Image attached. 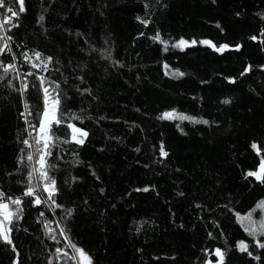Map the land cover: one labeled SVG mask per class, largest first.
Instances as JSON below:
<instances>
[{"label":"trees","instance_id":"16d2710c","mask_svg":"<svg viewBox=\"0 0 264 264\" xmlns=\"http://www.w3.org/2000/svg\"><path fill=\"white\" fill-rule=\"evenodd\" d=\"M24 7L18 18L0 8L13 37L0 62L16 65L0 80V191L25 201L12 234L16 251L0 242V264H76L70 243L93 264H217L216 248L226 252L224 264H264V249L236 215L264 201V183L245 179L264 160V0H25ZM157 32L167 51L152 39ZM181 37L197 43L172 47ZM201 40L229 49L218 52ZM34 51L53 57L48 71ZM176 70L184 75L173 76ZM40 76L53 95L52 81L66 94V122L88 132L82 146L66 144L70 130L54 126L60 139L48 159L56 164L62 208L33 206V198L23 197L31 166L18 165V157L22 147L35 146L20 142L31 141L21 113L26 101L33 115H25L37 123ZM25 82L29 91L21 97L15 89ZM173 109L209 124L183 121L181 131L178 120L157 119ZM143 188L149 191H136ZM253 216L259 219V210ZM46 221L59 242L50 239ZM240 240L252 256L237 249Z\"/></svg>","mask_w":264,"mask_h":264},{"label":"snow or ice","instance_id":"6c2138e0","mask_svg":"<svg viewBox=\"0 0 264 264\" xmlns=\"http://www.w3.org/2000/svg\"><path fill=\"white\" fill-rule=\"evenodd\" d=\"M215 2V0H213ZM25 0H0V8H6L7 13L11 14V17H17L20 13L25 12L24 7ZM18 4V7L16 5ZM239 15V13H237ZM261 15V14H258ZM10 17L5 16V18L0 21V41H2V46H0V55H2L5 51L11 52V47L9 42L13 40V37L8 34V32L11 31V28L5 29V24L8 22ZM45 17L44 15L39 16V21H44ZM138 20H140L141 23H144L147 25V21L143 20L140 17H137ZM261 19L264 20V15H261ZM12 27H18V24H13ZM219 27V25H217ZM77 35H81L80 33H77ZM143 35V33H141ZM261 35H264V30H262ZM154 41H159L160 43L165 45V51H167V42L161 39L160 33L157 32L154 37H152ZM249 39L256 40V36L249 37ZM197 41L192 40L189 42L188 40H185L183 37H181L178 41H176L174 44H172V47L179 48L180 50H184L186 47H191L195 45ZM199 43L208 45L214 50L218 52H223L227 49H229V45L223 44L219 47H216L211 41L209 40H201ZM239 45L236 46V50H239ZM93 51H102L106 52L107 49L104 50H97L93 48ZM34 55L36 57L37 61H41L43 64V71H48V65L53 63V57L48 56L46 58H42V53L38 51H34ZM103 58L109 59V56H104ZM24 61L28 63L30 61V57L25 53L24 54ZM56 63H59V61H56ZM115 64L119 65V61H116ZM31 66L33 68H39L41 67V64L32 63ZM122 66V65H119ZM165 68L168 66L165 65ZM251 66H249L250 68ZM0 68H2L3 75H0V80H4L5 77L8 76V74L12 71L16 70V65L14 63H7L4 64L3 62H0ZM249 68L245 69V72L249 70ZM168 74V73H166ZM244 73H241L243 75ZM27 76H32L34 73L28 72L26 73ZM173 76H183L184 73L180 72L179 70H176L172 72ZM20 78L19 72H17V79ZM81 82H83V77H79ZM39 80V88L42 89L43 92V108L42 110L38 109L35 112V115L38 117L37 123H32L27 119V116L33 115L32 111H29V104L25 101L24 102V109L25 112H27V116L25 115V112L21 113V116L25 118V122L28 125L27 128H25V131L28 132V136L31 137V141L28 138L23 139L20 141L26 148L32 149L35 146V151H25V148L20 149L21 155L18 157V165H24L25 167L31 166V171L27 173V184L23 191V197H30L33 198L31 200V203L33 206H40V205H46L49 208H62L63 205L58 204L56 200V196L59 193V188L57 185V181L52 174L54 170L56 169L55 163L49 162V157L53 156L52 148L55 147V141L60 139L56 135L55 128H59L66 124V128L70 130V133H67L70 135V139H64V143H75L76 145L82 146L85 143V139L88 137V132L84 129L77 127L74 123L66 122L64 119L65 116H68V113L64 112L63 110V101L66 98V94H62L60 90V85L56 84L55 81H52V84H55V88L53 89V92L55 95H53L52 92L49 91L48 87H45V77L40 76L38 77ZM230 82H235L234 80ZM8 84L10 86L15 87L12 85L11 80L8 81ZM18 91L23 97L28 91H29V84L27 82L23 83L20 88L15 89ZM84 92H88V89H84ZM230 101L225 100L223 103L227 104ZM70 119L75 120H82L83 117L76 113H71ZM157 119L162 120H178L180 122L183 121H189L191 123L195 124H209V121L203 120V119H197L193 116L186 115L184 113L177 112L175 109L171 111H165L160 116L157 117ZM177 128H180L181 131L183 129L181 128L180 124H177ZM31 129L32 131H29ZM32 132H35L36 135L33 136ZM253 149H257V145L253 143L251 145ZM160 154L164 157L168 156V153L164 150L163 144L160 146ZM35 161V164H30V162ZM93 175H96L95 172H93ZM248 177H254L256 181L264 183V160L261 161V163L258 166V170L255 171H249L247 172L245 179ZM36 179L41 183L33 184V179ZM78 179L77 177H72V180L75 181ZM99 179V177H97ZM40 189V191H38ZM103 193V189L100 190ZM136 191H149L148 188L143 189H136ZM41 193H44L46 195H43ZM183 195V193H181ZM5 198L8 202H5ZM25 201L22 197H12V196H6V193L3 191H0V242L4 243L5 245L12 246V250L15 252L16 248L13 242L12 234L14 230L16 229L15 221L19 220L23 216L24 208L22 205H24ZM15 206V208H12L11 206ZM199 207V205L197 206ZM262 209L264 210V201L259 202L256 205V208H254L252 211H250L247 215L241 216L239 213H237V220L243 227V230L253 238L255 244L257 247L264 249V240L258 239V237L264 238V220H254L253 219V212L256 209ZM67 216H71L73 214V209L68 208L65 210ZM45 214L44 212H40L39 216L43 217ZM39 222V221H38ZM51 221H46L44 223V228L47 229L48 235L50 239L57 240V236L53 234L54 230L50 228ZM139 231V228L137 229ZM60 236H66L65 230H61L59 233ZM212 234L209 233V236ZM57 242H59L57 240ZM69 247H71L74 251V255L70 257V259L75 260L76 264H93V259L83 248L77 246L75 243H70ZM237 249L242 253H247L249 256H252L253 253L249 251V244L246 243L243 240L237 241L236 243ZM62 252L61 248L56 249V253L60 254ZM215 256H217L219 259L217 261V264H224L226 252L220 248H216L214 252ZM17 255H19L17 253ZM64 256H68L67 252H63ZM256 260H260V256L257 255L254 257ZM14 264H18L17 261H14ZM48 264H52L51 260H49ZM208 264H211V261L208 262Z\"/></svg>","mask_w":264,"mask_h":264},{"label":"rangeland","instance_id":"374dc122","mask_svg":"<svg viewBox=\"0 0 264 264\" xmlns=\"http://www.w3.org/2000/svg\"><path fill=\"white\" fill-rule=\"evenodd\" d=\"M178 124H180V126L182 127V124H181L180 121H178ZM257 170H258V169H257ZM257 210H259L261 217H260L259 219L256 218V220H257V221H259V220H264V210H262V209H258V208H257ZM253 219H255L254 216H253ZM262 240H264V238H262Z\"/></svg>","mask_w":264,"mask_h":264}]
</instances>
